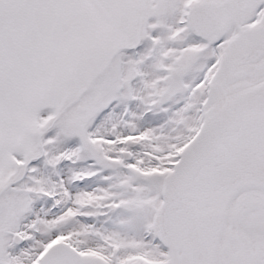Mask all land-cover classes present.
Segmentation results:
<instances>
[{"label": "snow or ice", "instance_id": "snow-or-ice-1", "mask_svg": "<svg viewBox=\"0 0 264 264\" xmlns=\"http://www.w3.org/2000/svg\"><path fill=\"white\" fill-rule=\"evenodd\" d=\"M0 264H264V0H0Z\"/></svg>", "mask_w": 264, "mask_h": 264}]
</instances>
